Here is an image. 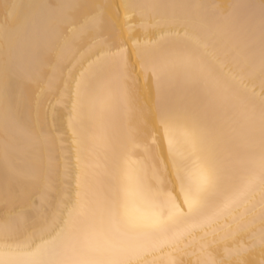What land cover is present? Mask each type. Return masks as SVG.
<instances>
[{
    "label": "bare ground",
    "instance_id": "1",
    "mask_svg": "<svg viewBox=\"0 0 264 264\" xmlns=\"http://www.w3.org/2000/svg\"><path fill=\"white\" fill-rule=\"evenodd\" d=\"M0 259L264 264V0H0Z\"/></svg>",
    "mask_w": 264,
    "mask_h": 264
},
{
    "label": "snow or ice",
    "instance_id": "2",
    "mask_svg": "<svg viewBox=\"0 0 264 264\" xmlns=\"http://www.w3.org/2000/svg\"><path fill=\"white\" fill-rule=\"evenodd\" d=\"M213 184V176L208 169H203L201 171V179L197 181L195 190L190 193H186V200L190 203L197 202L200 197L210 188ZM135 227L136 225H131ZM0 264H46L44 261L37 262H9L0 259ZM54 264H91V262H83V261H67V260H59L54 262ZM98 264V262H97ZM114 264H119V262H114Z\"/></svg>",
    "mask_w": 264,
    "mask_h": 264
}]
</instances>
